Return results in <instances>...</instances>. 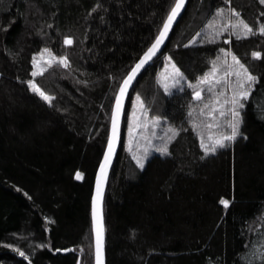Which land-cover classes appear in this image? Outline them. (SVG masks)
Segmentation results:
<instances>
[{"label": "trees", "instance_id": "16d2710c", "mask_svg": "<svg viewBox=\"0 0 264 264\" xmlns=\"http://www.w3.org/2000/svg\"><path fill=\"white\" fill-rule=\"evenodd\" d=\"M171 3L0 0V264H94L90 201L115 93L154 40ZM218 7L225 9L223 17L216 16ZM229 8L254 29L264 23L259 0H188L165 50L129 94L127 114L136 93L145 102L149 128L140 135L142 144L143 135L153 133L149 139L158 145L170 134L169 125L181 131L169 144L171 155L149 148L140 168L125 147L124 115L103 201L105 264H260L264 34L237 38L229 31L199 43L210 21H218L217 28L227 22ZM5 25L10 27L4 30ZM65 36L73 37L71 45L64 43ZM45 46L57 55L67 53L72 62L70 69L55 65L35 77L54 95L51 105L26 83L33 54ZM221 48L234 52L259 79L243 109L247 138L204 156L189 123L190 105L200 104L189 82L195 84L211 69V61L223 56ZM169 55V63L184 74L171 94L159 83ZM203 95L209 96L206 89ZM157 116L162 119L151 127ZM191 118L203 119L198 113ZM77 170L82 179H76ZM221 199L231 201L227 208Z\"/></svg>", "mask_w": 264, "mask_h": 264}, {"label": "snow or ice", "instance_id": "6c2138e0", "mask_svg": "<svg viewBox=\"0 0 264 264\" xmlns=\"http://www.w3.org/2000/svg\"><path fill=\"white\" fill-rule=\"evenodd\" d=\"M227 2L230 4L231 0H227ZM259 2L264 5V0H259ZM186 3L187 0H173V3L169 6V11L162 21V25L158 27L157 35L154 40L147 46L134 66L131 67L122 78V81L118 84V91L115 93L114 106L111 111L110 135L107 140V147L103 155V160L100 162L97 172L95 195L92 199L96 264H104L105 229L102 214L103 189L107 181V173L112 158L116 153L118 143L121 141V117L122 115L128 116L129 144L136 138L133 135L134 133L136 136H140L144 129L149 128V122L143 119L146 115L144 112L145 102L140 93H136L135 95L132 105L133 110L130 115L126 113L124 107L125 99L129 97V89L132 87L133 82L137 80L138 74L157 56L161 46L165 44L170 31L173 29L174 23L177 22L178 18L182 15V10L185 9ZM228 11L230 15L227 17V22H221L219 28L215 27L218 21L213 20L209 22V31L199 43L213 42L220 37L221 33L229 31L234 33L237 38L248 37L254 32L264 34V23H261L259 27L254 29L251 24L246 22L243 18H240V12L236 8H229ZM224 13L225 9L223 7L216 8L217 17H223ZM232 15L237 17V19H232ZM8 27H10V25H5L4 30H7ZM200 35L201 33L198 32L196 36L188 41V44H192L196 41V37ZM229 40H231V35L229 36ZM64 43L66 45H71L73 43V37L65 36ZM219 52L222 53L223 56L218 55L211 61V69L204 73L195 84L189 82V86L193 87V100L200 102L198 108L195 105H190L188 109V115L190 117L189 123L192 125V129L198 132L199 146L204 156L216 153L218 149L226 147L229 143L236 141L240 136L247 138L246 133L242 131L241 127L243 123V109L259 79V77L250 71L249 67L241 62L240 58L230 49L221 48ZM229 55L231 56V62L228 60ZM260 55V52H253V56L259 57ZM165 59L171 61L172 57L169 55L166 56ZM31 63L33 65L31 69L32 78L28 79L26 83L30 89L34 93H37L44 101L48 102L50 105L53 104L54 95L44 90L35 80V77L43 75L55 65H59L63 69H70L72 62L68 54L57 55L51 48L45 46L39 53L33 54ZM167 68L168 66L166 65L164 74L159 77V83L163 87L165 93L171 94L173 88L178 86L184 78V74L174 62L171 64L172 70L170 72ZM85 83L87 82L85 81ZM205 89L209 93L208 97H204L203 95ZM196 113H198L199 117H203V119L191 118ZM161 119L162 117L160 116L154 117L151 121V127H155ZM180 131V128L169 125L170 134H165L164 137H161V142L158 145L153 144L152 140L149 139V135H154L153 133L144 134V143L141 145L142 152L134 156L137 165H139L140 168H144V160L149 155V148H154L155 151L162 156L171 155L169 144L176 139ZM129 150H132L131 147ZM83 175L84 174L79 170L75 173V177L78 180L82 179ZM220 202L225 208L231 203L228 199H221ZM8 246L13 247V245ZM41 247H43V245H41ZM261 249H264V245H261ZM16 251H18L21 256H25V253L19 248H17ZM252 255L255 257L256 253ZM260 264H264V251L260 253Z\"/></svg>", "mask_w": 264, "mask_h": 264}, {"label": "water", "instance_id": "95a60500", "mask_svg": "<svg viewBox=\"0 0 264 264\" xmlns=\"http://www.w3.org/2000/svg\"><path fill=\"white\" fill-rule=\"evenodd\" d=\"M187 4H188V0H187V3H186V7H187ZM186 7H185V9H186ZM185 9L182 10V15L184 14ZM182 15L178 18L177 22L174 23V25H173V29L175 28V26L177 25V23L180 21ZM173 29H172V31H173ZM172 31H170L168 39L165 41V44L161 46V49H160V51L158 52L157 56L154 57L153 60L150 61V62L145 66V68L142 69L141 72L138 74V76H137V80H138L139 76H140V75H141V74H142V73H143V72H144V71H145V70H146V69H147L152 63H153V61H154L158 56H160V55L162 54V52L165 50L166 44H167V42H168V40H169V38H170V36H171ZM137 80H136V81H137ZM136 81H134L132 87H130V89H129V94H130V92H131L133 86L135 85ZM117 91H118V90H117ZM127 100H128V98L125 99V105H124V107H126ZM114 101H115V98H114ZM113 106H114V102H113ZM113 106H112V108H113ZM123 117H124V115H122V117H121V126H122V122H123ZM110 130H111V120H110V127H109V134H108V137H109V135H110ZM120 134H121V127H120ZM107 140H108V139H107ZM106 147H107V142H106V145H105V148H104V152H105V150H106ZM119 147H120V143H118V145H117L116 153H115V155L113 156L112 161H111V164H110V167H109V169H108V173H107V181H106V183H105V185H104V189H103L102 214H103V201H104V196H105V191H106V187H107V183H108V179H109L110 171H111L112 165H113V163H114V161H115V158H116V156H117V153H118V151H119ZM104 152H103V155H104ZM103 155H102V158H101L100 162L103 160ZM100 162H99L98 167H97V169H96V171H95L94 180H93L92 196H91V201H90V213H91V224H92V239H93V257H94V264H96V260H95V232H94V229H93V221H92V199H93V196L95 195L96 176H97V172H98V170H99ZM103 224H104V218H103ZM104 242H105V231H104ZM104 264H105V255H104Z\"/></svg>", "mask_w": 264, "mask_h": 264}, {"label": "rangeland", "instance_id": "374dc122", "mask_svg": "<svg viewBox=\"0 0 264 264\" xmlns=\"http://www.w3.org/2000/svg\"><path fill=\"white\" fill-rule=\"evenodd\" d=\"M38 59H39V57H38ZM228 60H229V62H231V59L228 58ZM165 63L166 64L164 65L163 69L159 73V77L164 74L166 65L168 66L167 70L169 72L172 70L171 69V63H169L168 60H166ZM133 135L136 137L135 140L131 144H129V135H128L127 136V140L125 141V147L127 146V150H129V148L131 147L132 150L131 151L129 150V151L132 154L134 153L135 155H138V154H140L142 152V147H140V146L143 145V144H142V141L140 142V136H136L135 133ZM139 143H140V146H139Z\"/></svg>", "mask_w": 264, "mask_h": 264}]
</instances>
